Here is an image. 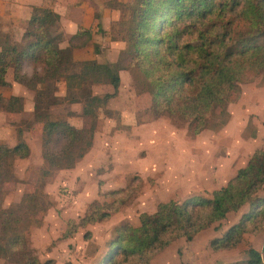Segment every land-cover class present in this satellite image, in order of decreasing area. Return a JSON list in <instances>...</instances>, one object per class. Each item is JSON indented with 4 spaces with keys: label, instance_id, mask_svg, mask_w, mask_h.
I'll return each instance as SVG.
<instances>
[{
    "label": "rangeland",
    "instance_id": "rangeland-1",
    "mask_svg": "<svg viewBox=\"0 0 264 264\" xmlns=\"http://www.w3.org/2000/svg\"><path fill=\"white\" fill-rule=\"evenodd\" d=\"M76 1L81 6L65 10L64 19H58L51 27L53 33L61 31L62 22L68 28L59 45L76 48L73 55L71 50V56L80 61L77 59L85 60L103 52L109 41H117L120 49L115 61L119 56L120 63L127 64L128 58L121 53L125 48L124 27L119 23L129 22L132 6H122L124 2L117 0H88L86 6ZM126 1L130 5L132 0ZM100 2L110 12L105 23L102 18L97 19L101 13L96 5L100 9ZM72 17L76 24L81 23L76 32H84L67 42L75 27ZM1 39L4 40L2 36ZM5 39L6 44L17 49L27 42L17 33ZM83 45L86 49H79ZM39 67V63L24 60L20 72L30 76ZM119 70L115 96L93 109L95 128L89 150L73 167L57 169L49 175L43 174L47 163L41 157L39 128L32 122L28 125L20 121L33 118L34 92L12 81L11 68L6 71L5 78L10 84L0 88V95L5 98L19 95L22 112L8 116L0 109V144L9 147L15 144L20 129L29 153L25 158L13 160L14 180L2 185L0 203L6 210L15 212L11 219L13 229L25 238L40 264L96 263L117 226L137 225L138 215L153 213L158 203L169 200L178 203L192 195L209 198L213 190L245 165L255 149L264 148V72L240 83L238 96L226 105L228 118L224 125L191 134L185 122L168 115H154L149 110L148 94L135 86L133 71ZM36 88L45 90L43 85ZM73 91L77 96L79 91ZM111 91L109 84L89 86L91 95L101 96ZM51 94L64 98L61 78ZM81 100L56 103L47 109L42 106L40 111L50 119L65 120L76 128L86 127L90 118L80 114ZM62 145L60 134L47 142L50 152H58ZM257 195H264V185ZM93 201L109 211V216L77 225L86 206ZM247 210L244 204L236 212H228L190 240L182 236L173 238L150 256L148 264H232L246 259L248 247L257 249L264 259V214L246 224L235 247L217 250L209 247L212 238L221 236ZM70 222L76 224L72 227ZM215 225L218 226L214 229ZM0 264L15 263L0 258Z\"/></svg>",
    "mask_w": 264,
    "mask_h": 264
},
{
    "label": "trees",
    "instance_id": "trees-1",
    "mask_svg": "<svg viewBox=\"0 0 264 264\" xmlns=\"http://www.w3.org/2000/svg\"><path fill=\"white\" fill-rule=\"evenodd\" d=\"M125 5L132 6L129 22L119 23L124 27L125 48L121 53L128 58L125 65L119 56L112 64L94 59L73 60L71 46L59 45L63 33L52 32L59 16L49 8H32L22 34L27 42L21 48L6 44L5 38L10 36L0 33L4 38L0 40V88L9 86L5 74L11 68L12 81L34 92L33 118L20 121L28 125L32 122L41 132V157L47 163L44 175L73 167L89 150L95 128L93 109L115 96L119 69L133 71L135 86L148 94L149 110L154 115L185 122L191 134L224 125L228 118L226 105L238 96L240 83L264 72V0H132L130 5L125 1L122 6ZM81 33L68 35L67 42ZM24 60L39 63V70L34 69L30 76L22 74ZM60 78L65 86L61 99L51 94ZM92 84H109L112 91L91 95ZM37 85H43L45 90ZM73 89L79 91L77 96ZM79 100L80 114L90 118L86 127L76 128L65 120L50 119L40 111L42 106L47 109L56 103ZM0 109L8 116L19 114L21 98L0 95ZM59 134L63 145L58 152H50L47 142ZM28 153L20 129L15 144H0V193L4 183L14 180L13 160L25 158ZM263 185L264 148L255 149L245 165L213 190L209 198L192 195L178 203H158L153 213L138 215L137 225L117 226L94 264H148L150 256L173 238L190 240L198 231L245 204L248 210L241 213L238 221L208 243L212 250L235 247L246 224L264 214V195H257ZM1 204L0 258L15 264H40L25 238L13 229L11 219L15 212ZM104 209L94 201L89 203L77 225L108 217L109 211ZM70 223L72 227L76 224ZM245 254V260L232 264H263L258 250L248 247Z\"/></svg>",
    "mask_w": 264,
    "mask_h": 264
},
{
    "label": "crops",
    "instance_id": "crops-1",
    "mask_svg": "<svg viewBox=\"0 0 264 264\" xmlns=\"http://www.w3.org/2000/svg\"><path fill=\"white\" fill-rule=\"evenodd\" d=\"M80 1L83 2L85 4V6H86V3H88V0H85V1L80 0ZM117 1L125 2L126 0H117ZM78 6H81V4L80 3L78 4L76 0H0V33L1 34L7 33L10 37H11V34L13 37V34L17 33L20 37L26 28V24H27V21L31 15L33 7L49 8L53 12L58 14L60 20H63L64 16H65L64 15L65 10H67V12L72 10V9L76 10ZM98 6H101V8L105 7L103 3L101 4V2L99 3ZM65 7H66V9H65ZM96 8L98 9V12L101 13L97 19L102 18V20L105 23L106 22L105 19L107 20V17L110 16L109 15L110 12L107 11L108 9L107 10H105L104 8L99 9V7H97V5H96ZM71 21H72V24H75V25H72V26H75L73 31L71 32V34H73L76 31H78L76 29L78 28L79 25H81V23L76 24L77 20L76 19L73 20V17H72ZM99 21L97 20L96 22H99ZM62 23H63L62 24L63 27L62 28L60 27L61 28L60 30L64 35V34L68 33V28L64 25L65 24L64 22H62ZM66 23H67V21H66ZM82 26H83V23H82ZM118 43H120V42L109 41L107 43V47L105 46L106 48L104 49L103 52H101L100 54L95 53L94 57H89L85 60L94 59L96 62H99V63H112V62H114L115 57H116V55L120 49ZM84 45L79 49H83ZM75 52H76V48H74L72 50V55L75 54ZM77 60H84V59L78 58ZM118 76H121L120 70L118 71ZM5 80H6V78H5ZM6 81L10 84V82L8 80H6ZM14 96H19V95H14ZM260 257H261L262 263H264L263 254H260Z\"/></svg>",
    "mask_w": 264,
    "mask_h": 264
},
{
    "label": "built area",
    "instance_id": "built-area-1",
    "mask_svg": "<svg viewBox=\"0 0 264 264\" xmlns=\"http://www.w3.org/2000/svg\"><path fill=\"white\" fill-rule=\"evenodd\" d=\"M264 264V263H263Z\"/></svg>",
    "mask_w": 264,
    "mask_h": 264
}]
</instances>
